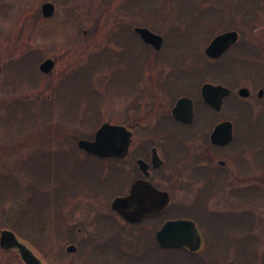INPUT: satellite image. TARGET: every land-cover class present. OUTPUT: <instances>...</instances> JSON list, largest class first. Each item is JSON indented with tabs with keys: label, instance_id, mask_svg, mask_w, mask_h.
<instances>
[{
	"label": "rangeland",
	"instance_id": "obj_1",
	"mask_svg": "<svg viewBox=\"0 0 264 264\" xmlns=\"http://www.w3.org/2000/svg\"><path fill=\"white\" fill-rule=\"evenodd\" d=\"M235 1L209 0V3L200 6L206 8L213 6L227 12L229 9L231 11V5ZM45 2H51L55 6L54 15L58 16V23L62 22L64 25L59 27L58 34L55 37L42 40L37 36V28L41 22L39 19L42 16L41 5ZM154 2L161 4L167 2V0H154ZM192 2L193 0H191ZM132 8H129V0H0V147H7L8 152H10L0 158V174L7 169L19 167L22 162H26L30 157L39 154L38 151L47 152L53 149V151H62L61 156H57L60 164L58 169L62 172L66 171L68 167L71 168L74 161H81L79 168L74 173V176H79L78 179H81V176L84 177L86 174L94 173L96 175L98 170L95 169H98V167L102 168V175L108 174L110 166L117 170L123 169L125 171L124 174L126 175L123 176L122 174L121 176L122 182H127L128 176H133L135 169L128 159L119 163L108 160L98 164L79 151L76 144L78 138L92 140L96 130L103 123L116 124L127 116V102L131 97L125 95L116 96L112 93L106 81L111 70L103 67L97 72L94 88L98 89L101 94L98 95L100 100L97 103H94L95 100L93 99L87 103L85 98L81 101L73 99V105L72 101L66 100L65 105L67 103V105L75 107L76 112L74 115L65 113L58 104V110L56 109L54 113L49 111L39 115L32 112L24 115L20 111H15L16 114L14 111L12 113L7 112V106L14 101H24L26 99L28 102L39 104V100L42 98L50 100L53 97L54 89L62 82V78L66 74L81 69L86 64H89L92 59L100 58L99 52L104 47L117 54H122L124 44L122 42L118 43V41H115L117 38L111 37L114 32H128V28L133 31L135 27H147L152 32L164 37L165 42V36L170 28L172 29L178 25L176 14L173 11L170 14L160 11L153 15L148 11L139 10L137 12L134 6ZM261 15L264 16L262 13ZM224 25H227L226 22ZM237 26L240 29L235 31L238 32L240 39L244 35V41L255 37L264 42V19L254 31L244 27L241 23H237ZM207 30L216 32L213 36L215 37L230 29L213 23L209 25ZM213 37L203 42L197 49L198 57L202 58V55L205 54V48ZM128 46H133L130 44V40ZM192 47L195 49L197 45L193 44ZM150 50L153 51L152 48ZM32 51L39 54L38 74L34 69L27 72L15 64L18 63L19 58L24 53ZM47 58H51L54 61V67L48 74H41L39 65ZM209 61L212 62L211 60ZM199 62L206 61H197L190 57L188 60L181 62L183 63L181 65L185 71L189 69L196 71L195 65ZM259 66V76L252 74L249 77L247 76L248 78L246 76H237L230 79L233 87V98H237L238 101L240 100L237 95L238 89L246 87L251 91V97L244 100V103L252 109L255 115L254 120L257 119L256 116L264 117V95L262 98H257L258 89L263 88L264 90V57L261 58ZM136 67L137 65L131 62L130 68L135 69ZM117 81L128 85L130 80L128 78H117ZM116 87L123 88L121 86ZM234 104L237 105V101H228L226 110H224V114L228 116L223 114V118L229 120V115H232L230 107ZM11 117H15V121L10 126H4V118L10 119ZM41 120L50 126L47 125L45 128L39 129V131L34 125ZM44 129L52 130L56 138H54L53 134H51V141L47 140L46 135L38 138V135ZM63 130L65 131L63 132ZM262 131L263 133L258 130L255 135L250 133L245 125H241L239 131L234 129L238 143L229 148L228 154L217 155L215 163L218 160L226 162L224 170L230 179L226 183L223 192L211 198L206 208L209 211H229L234 215L242 214V212L247 214L249 216L250 229L245 227V229H248L245 236L250 241L246 240V242H241L242 245L236 243L226 248L219 246L217 251L222 254L221 257L218 256L216 264H226L228 262H234L235 264H264L254 257L255 253H258L256 255L260 257L264 252V129ZM61 133H64V135H61ZM72 136L73 140L70 139ZM249 138L254 139V144L251 148H244L243 152L236 149L241 141H249ZM231 152L233 154L230 155ZM239 152L241 153L236 155ZM46 157L47 154L44 159ZM239 166L244 168L242 172L236 171L235 168ZM158 174L162 178L165 188L185 190L184 193H172V199L175 200L173 201V211L189 215L190 212L187 208L193 204L194 198L190 191L199 188L201 182L177 178L166 168L158 171ZM19 175L21 179L20 193L10 195L0 204V231H12L10 228L12 215L17 210L19 211V207L24 205L22 192L24 193L30 181L23 168H20ZM62 175L68 174L62 173ZM68 177L64 176L63 178L68 179ZM181 182L183 183L181 184ZM125 188L127 189V186ZM109 202L106 197H102L101 201L84 197L76 199L72 204L70 203L68 211L71 215L66 210L63 220H56V226L52 227L53 230L55 228L59 233H66V239L57 237L51 227H49L50 232L48 231L54 246L59 250L57 258L50 256L47 260L29 243L20 238L18 240L40 258V264H91L88 260L90 244L93 242L101 244V242L104 243L111 240V243H114L113 245L119 249L114 248L112 245L107 246L106 248L110 253H98V264L101 263L100 260L103 261V264H113L115 260L119 261L120 250L123 251V258L118 263L126 264L128 255L133 253L138 255L139 253V250H135L137 246L133 234H131V229L121 224V220H117L116 230L107 234L97 231L94 226L93 218L95 214L103 212L106 214L108 212L107 203ZM194 203L196 204V202ZM177 207L182 208L179 209ZM223 218L237 222L241 221L239 218L236 219L237 217L235 216L227 217L225 215ZM201 230L205 233V247L195 257H188L179 251L166 252L161 256L160 260L151 257L152 261L148 262V264H193V259L206 257L208 254L207 243L210 242V236L205 226H202ZM91 240L93 242H89ZM72 244L77 247V250L74 253H69L66 248ZM78 244H82V247L79 248ZM111 254L113 255L111 256ZM0 260L7 264H23L17 253L3 252L1 249ZM94 260L97 262V257L92 259V261ZM209 260V258H206V261ZM131 264H143L142 259L135 260Z\"/></svg>",
	"mask_w": 264,
	"mask_h": 264
},
{
	"label": "trees",
	"instance_id": "obj_2",
	"mask_svg": "<svg viewBox=\"0 0 264 264\" xmlns=\"http://www.w3.org/2000/svg\"><path fill=\"white\" fill-rule=\"evenodd\" d=\"M185 1L187 0H167V2L157 4L154 0H129V8L133 9L132 6H134L137 12H139V10L148 11L154 15L160 11H164L165 14H170V12L173 11L176 14L175 17L178 25L172 29L170 28L168 34L165 36L163 48L160 51H151L150 47L144 44L139 36L135 34L134 31H131L130 28H128V32H114L111 37L117 38L115 41L124 44L122 54H117L116 52L110 51L107 47H104V49L99 52L100 58L92 59L89 61V64H86L81 69L66 74L65 77L62 78V82L54 89L53 97L50 98V100L42 98L39 100V104L28 102L26 99L24 101H14L7 106V112L12 113L13 111H20L24 115L31 114L32 112L38 113L39 115L49 111L54 113L58 108V104L65 113L74 115L76 112L75 107L67 105V103L65 105L64 103L66 100H70L69 102L73 99L81 101L85 98L87 103H89L91 99L95 100L94 103H97V101L100 100L98 95L101 94L98 92V89L94 88V83H96L97 80L98 70L103 67L111 70L106 81L114 95L128 93V85L119 83L117 78L124 79L145 76L144 67L147 68L148 64L156 61L170 64L169 66L173 70L170 76H205V78L212 76L213 79H215L214 81L230 87L231 89L233 87L230 79L237 76L249 77L252 74H254V76H259V63L261 62V58L264 57V42L260 39L259 41L255 37L251 40L244 41V35H242L241 39L221 58L213 60V63L210 64L213 70L212 75L208 73L209 68L204 69V71H206L205 73H196L187 70L190 73L183 74L185 70L179 63L188 60L190 57L197 61L205 60L206 62H210V59L205 54L202 55V58L198 57L197 54V49L201 44L211 39L216 33L207 30L210 24L215 23L216 25L224 26L226 29L237 30L240 29L237 23H241L251 31L256 30L258 24L264 19V16L261 15V13L264 14V0H236L231 5V11L229 9L227 12L214 8L213 6L208 8L200 6L209 3V0H193L192 3L191 0ZM57 17V15H53L51 18L39 17L41 21L37 28V36L39 38L44 40L55 37L58 34L59 27H63L64 23H58ZM225 22L227 25H224ZM129 40L130 44L133 45L131 47L128 46ZM193 44H196L197 48L194 49V47H192ZM131 62L137 65L135 69L130 68ZM38 63L39 54L32 51L24 53L21 58H19L18 63L15 64L27 72L28 70L31 71V69H34L38 74ZM180 67L182 68L181 70H184L183 72H180ZM40 73L43 74L42 72ZM116 86H121L123 88H117ZM230 111L232 115H229L228 118L234 123L235 131H239L241 125H245L250 133L256 135L258 130H261L263 133L264 117L256 116L257 119L254 120L255 115L252 109L244 103V100H237V105H232ZM7 117L9 116L7 115ZM8 119L9 118H4V126H10V124L15 121V117ZM47 125L48 124H45V122L41 120L40 122H36L34 126L35 128L37 127L38 130H41ZM51 131L50 129L42 130L38 138L46 135L47 140L51 141V134H53V131ZM64 131L65 130H63V132ZM72 134H74V132H72ZM61 135H64V133H61ZM235 137L230 143V147L238 143ZM54 138H56V135H54ZM70 139L73 140V136ZM253 140L254 139L249 138V141H241L236 149L243 152L244 148H251L254 144ZM38 152L39 154L30 157L26 162H22L19 167L7 169L4 173L0 174V204L10 195L20 193L19 188L21 179L19 177V171L20 168H23L30 183L27 184L24 193L22 192L24 205L23 207H19V211L17 210V212L12 215L10 228L18 238L29 243V245L38 250L39 253L48 260L50 256H55L57 258L59 255V250L54 246L53 241L49 237V227L53 230L52 227L56 226L55 221L63 220L66 210L71 215L68 211L71 200L79 194L92 196L97 193L103 194L107 199H111L115 193L117 183L122 182L121 176L125 171L123 169L117 170L113 166H110V172L102 175L103 170L101 167H98V169L94 168L98 170L96 175H94V173L86 174L84 177L81 176V179H78L79 176H74V173L79 168L81 161H74L71 168L68 167L66 171L62 172L58 169L60 164L59 157L57 158V156H61V150L53 151V149H50L47 152L42 150ZM7 153H10L7 147H0V158ZM46 154L47 157L44 159ZM231 154L233 153L231 152L230 155ZM50 157L52 159L51 161ZM86 157L93 159L98 164L103 163V161H108L96 159L89 155H86ZM62 173H67L68 175L64 176H69L70 179L69 177L68 179L63 178L64 176ZM245 221L248 229H250L248 215ZM205 227L207 230L211 228L210 225ZM232 230L235 231L234 228ZM53 232L57 237L66 239V233H59L55 228ZM247 241L249 242L250 239L247 238ZM251 242L254 244L253 241ZM237 244L242 245L239 243ZM81 245L82 244H78V247L81 248ZM207 246L208 253L212 246L211 242H208ZM0 249L3 252L17 253L15 250L2 249L1 247ZM98 253L99 247L91 243L88 256L95 259ZM256 254L258 253L254 254L255 259L264 263V252L261 254V256L263 255L262 258ZM93 262L95 263V260ZM192 262L193 264H209V261H206V258L203 257L195 258ZM0 264L7 263H3L0 260Z\"/></svg>",
	"mask_w": 264,
	"mask_h": 264
},
{
	"label": "flooded vegetation",
	"instance_id": "obj_3",
	"mask_svg": "<svg viewBox=\"0 0 264 264\" xmlns=\"http://www.w3.org/2000/svg\"><path fill=\"white\" fill-rule=\"evenodd\" d=\"M148 47L152 48L149 45ZM212 62H199L195 65L197 70L193 72L205 73L204 69L209 68L208 73L212 75L213 70L210 67ZM179 64L182 66L181 64L183 63ZM169 65L167 62H152L148 64L147 68L144 67L145 76L128 78L130 81L127 87V94L116 95L131 97L127 102V116L122 121L116 123V125L124 126L132 134V140L128 155L124 159H112L111 161L119 163L128 159L134 167L135 173L133 176H128L127 182L117 183L115 196L111 198L112 200L107 199L110 201L107 203L108 212L106 214L104 212L95 214L93 218L94 226L97 231L107 234L116 230V222L117 220H121V224L131 229V234H133L137 246L135 250H139L138 255L136 253L128 255L126 264L134 263L135 260L140 259H142L143 264H148V262L152 261V258L160 260L161 256L166 252L179 251L188 257H195L205 247V236L201 227L210 225L211 228L208 231L212 246L206 257L203 258L208 257L210 259L209 264H216L218 256L221 257L222 254L220 251H217L219 246L226 248L236 243L241 244V242H246L247 240V236H245L247 233V229H245L247 227L245 221L247 214H243L242 212V214L234 215L229 211H209L206 208L211 198L223 192L226 183L230 179L224 170L226 162L218 160L215 163L217 155H221L222 153L228 154L230 144L225 146L214 145L211 142L210 135L217 124L223 121H231L230 119L223 118L222 115L225 112L224 110H226L228 101H237V98H233L232 94L225 97L221 110L217 112L203 100L202 88L205 84L222 85L221 83L214 81L215 79L212 76L208 78H205V76H170L173 70ZM183 71L180 70V72ZM188 73L190 72L185 71L183 74ZM261 89L263 90V88H259L258 92ZM249 97H251V91ZM182 98H187L192 103L193 120L190 123L183 122L173 115V109ZM239 99L242 100L241 98ZM155 154L161 161V164L157 167L153 163ZM139 161H143L147 165L148 174L142 171L138 163ZM164 168L168 169L177 178L201 182L199 188L190 191L194 198L193 204L187 208L190 212L189 215L173 211V201L175 200L172 199V193H184L185 190L165 188L163 180L158 174V171ZM235 169L237 172L244 170L241 166ZM136 182L150 183L157 192L166 193L169 199L168 204L163 209L145 216L138 223H131L113 210L111 204L117 197L128 196L131 192V187ZM126 186L127 189L125 188ZM140 186L137 191V201L130 204L127 212L136 211L140 207V204L157 207L160 205L162 201L161 196L157 195L154 197L143 185ZM84 197L101 201L104 196L100 193L92 196L79 194L70 203L72 204L76 199ZM177 208L180 209L182 207ZM225 215L227 217L235 216L237 217L236 219L239 218L241 221L224 219ZM177 220H189L196 225L201 236V248L198 251L191 252L185 246L173 249H165L160 246L157 241V232L166 222ZM233 228L235 231L232 230ZM89 242H93V240ZM111 242V240H108L104 243L96 244L99 247V253L109 252L106 248L109 245L118 248ZM119 252L120 261L123 258V251L120 250ZM88 258L91 264H98V256L95 263L92 261L91 256H88ZM119 261L115 260L113 264H117ZM100 262L99 264H103L102 260Z\"/></svg>",
	"mask_w": 264,
	"mask_h": 264
},
{
	"label": "water",
	"instance_id": "obj_4",
	"mask_svg": "<svg viewBox=\"0 0 264 264\" xmlns=\"http://www.w3.org/2000/svg\"><path fill=\"white\" fill-rule=\"evenodd\" d=\"M55 12V6L51 2H45L41 5V13L44 18H51ZM134 32L146 44L152 46L155 50L162 48L164 39L161 35L156 34L146 27H135ZM239 39V34L234 31L223 32L215 36L205 48V54L211 59L222 57ZM54 67V61L51 58L45 59L40 65L39 70L48 74ZM232 90L223 85L205 84L202 88V98L215 111H220L225 97L231 94ZM241 98L247 99L250 95V90L242 87L237 91ZM258 98L263 97V90H259ZM173 115L183 121L190 123L193 120L192 103L187 98L180 99L175 108ZM234 138L233 123L231 121H223L216 125L210 135L211 142L214 145L225 146L232 142ZM132 140V134L121 125L103 123L95 132L92 140L77 139V147L83 152L96 156L100 159H124L129 153V146ZM139 166L145 174L147 165L143 161H139ZM153 163L157 167L161 161L155 154ZM143 185L151 194L161 196L162 201L157 206H145L140 204V207L134 212H127L128 207L138 198V189ZM168 195L159 193L148 182H136L131 187V192L128 196L117 197L113 200L111 207L126 221L131 223L140 222L145 216H148L160 209H163L168 204ZM157 241L162 248L172 249L187 247L191 252H196L201 247V236L196 225L189 220L168 221L157 232ZM0 247L7 250H17L20 258L25 264H40L39 258L10 230H2L0 232ZM69 253L76 251L75 245H69L66 248ZM227 264H235L228 262Z\"/></svg>",
	"mask_w": 264,
	"mask_h": 264
}]
</instances>
